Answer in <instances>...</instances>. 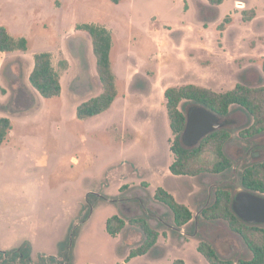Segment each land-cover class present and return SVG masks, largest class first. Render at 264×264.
Instances as JSON below:
<instances>
[{
	"label": "rangeland",
	"instance_id": "obj_1",
	"mask_svg": "<svg viewBox=\"0 0 264 264\" xmlns=\"http://www.w3.org/2000/svg\"><path fill=\"white\" fill-rule=\"evenodd\" d=\"M244 8L239 0L222 7L209 0H0V25L27 37L30 45L27 52H0V117L13 122L0 146V249L19 248L29 240L31 258L24 264H40L39 252L57 255L64 264H169L176 259L210 264L198 251L200 242L208 241L223 258H250L227 221L206 219L202 211L213 203L218 185L233 183L235 191L241 186V170L251 160L247 147L264 145V136L244 139L241 131L251 123L250 115L235 107L223 117V128L232 132L226 151L233 168L174 175L169 169L174 136L164 97L169 86L188 83L216 91L237 83L264 86V23L245 26ZM235 9L242 11L224 36L223 51L219 25ZM83 22L112 31L119 87L107 112L85 120L77 118L78 105L103 86L92 39L76 28ZM39 51H50L61 71L60 97L44 98L29 80ZM63 59L67 70L60 68ZM197 106L183 104L182 110L187 114ZM183 141L188 148L196 146ZM158 187L192 210L188 224L177 227L170 209L156 204ZM135 197L141 205L132 201ZM144 214L160 232L158 244L129 260L145 239L130 219ZM113 215L127 221L116 237L106 230Z\"/></svg>",
	"mask_w": 264,
	"mask_h": 264
},
{
	"label": "trees",
	"instance_id": "obj_2",
	"mask_svg": "<svg viewBox=\"0 0 264 264\" xmlns=\"http://www.w3.org/2000/svg\"><path fill=\"white\" fill-rule=\"evenodd\" d=\"M209 1L216 5L224 2V0ZM255 16L256 12L253 9L242 12L244 21H250ZM231 21V16L227 15L219 25L220 31L225 30ZM76 28L86 31L92 39L97 73L103 86V91L100 94L78 105L77 118L85 120L107 112L119 96V87L112 63V48L114 46L112 31L107 26L96 22L78 23ZM29 48L27 37L14 36L6 26L0 25V52H27ZM59 65L61 70L69 68V62L66 59L61 60ZM29 80L44 98L49 99L62 95L61 71L55 66L53 54L50 51H39L34 54V67ZM164 97L170 129L174 136V141L171 144L174 160L169 166L174 175L221 174L227 173L234 166V160L226 151V146L232 139V132L227 128L214 131L195 147L188 148L184 145L183 131L187 116L182 110L183 104L203 106L221 117L229 116L235 107L244 109L250 115L251 123L241 131V136L248 141L264 136L263 85L251 87L237 83L232 89L216 91L206 86L188 83L169 86L164 92ZM12 129V120L9 117H0V146L8 139ZM260 146L264 145L257 142L254 143L253 147H247L251 160L244 163L240 173V182L247 189L264 194V155ZM206 156L209 159L205 158ZM127 187L128 185H124L121 190L123 191ZM234 192L233 183L218 185L214 191L213 203L205 206L202 213L209 220L227 221L230 229L243 239L251 252V257L223 258L213 244L208 241H201L198 245V251L210 264H264V226L249 224L236 215L232 206ZM154 198L170 209L177 227L181 228L192 220V210L186 204L179 202L165 188L158 187ZM130 223L141 228L145 239L139 247L130 252L129 260L139 255L148 254L157 246L160 237V232L152 226L146 214L131 218ZM126 224L125 218L113 215L106 221V230L111 236L116 237L122 232ZM31 251L32 243L26 240L19 248L0 249V257L4 261L3 264H24L26 258H31ZM38 255L40 264H64L57 255L44 252H39ZM169 264H186V261L176 259Z\"/></svg>",
	"mask_w": 264,
	"mask_h": 264
},
{
	"label": "water",
	"instance_id": "obj_3",
	"mask_svg": "<svg viewBox=\"0 0 264 264\" xmlns=\"http://www.w3.org/2000/svg\"><path fill=\"white\" fill-rule=\"evenodd\" d=\"M187 122L183 131V140L190 139L189 145H198L206 136L223 128L225 120L214 111L203 106L191 109L187 114ZM97 196L107 198L109 201H117L113 198L104 197L101 193ZM158 205H162L156 202ZM233 210L237 216L249 224L264 225V194L240 186L233 194ZM93 212V207L91 213ZM73 242L71 237L70 246Z\"/></svg>",
	"mask_w": 264,
	"mask_h": 264
},
{
	"label": "crops",
	"instance_id": "obj_4",
	"mask_svg": "<svg viewBox=\"0 0 264 264\" xmlns=\"http://www.w3.org/2000/svg\"><path fill=\"white\" fill-rule=\"evenodd\" d=\"M228 0H224L223 3L219 4L218 6L222 7L226 4ZM239 1H244L246 3V8L243 9L244 10H254L256 12V16L250 20V21H244L243 18H242V21L243 23L245 24V26H252V25H255L258 21H262L264 23V0H239ZM216 5V4H214ZM235 13H232L229 14V16H231L232 18V21L231 23L227 24L226 26V29L223 30L221 32V36H222V44H223V48H221L223 51H225V43L223 41L224 39V36L226 35V33L228 32V30L231 28V26L234 24V21H235V17L236 15L242 11L240 9H235ZM242 11V12H243ZM207 26V25H206ZM11 32V31H10ZM12 33V32H11ZM16 35H20V34H16ZM15 35V36H16ZM18 51H15V52H9V53H16ZM3 53H6V52H3ZM209 63H206V65H208ZM228 65H231L232 63H230L229 61L227 62ZM201 65H205V64H201ZM236 66V65H235ZM235 66H232V68H234ZM239 67V66H238ZM209 68V67H208ZM234 70V69H232ZM179 176V175H178Z\"/></svg>",
	"mask_w": 264,
	"mask_h": 264
},
{
	"label": "flooded vegetation",
	"instance_id": "obj_5",
	"mask_svg": "<svg viewBox=\"0 0 264 264\" xmlns=\"http://www.w3.org/2000/svg\"><path fill=\"white\" fill-rule=\"evenodd\" d=\"M135 200H132L133 202H135V203H139V205H141V200L138 198V197H135L134 198ZM122 205H124V204H122ZM121 205H119V207H120ZM123 207V206H122ZM144 210L147 212L148 211V209H146V208H144ZM150 212V211H149ZM150 214H152L153 216H155V214L154 213H150ZM25 258V257H24Z\"/></svg>",
	"mask_w": 264,
	"mask_h": 264
}]
</instances>
